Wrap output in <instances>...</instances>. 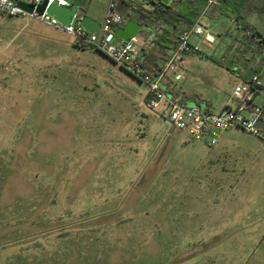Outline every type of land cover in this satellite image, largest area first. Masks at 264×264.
<instances>
[{"label": "rangeland", "instance_id": "rangeland-1", "mask_svg": "<svg viewBox=\"0 0 264 264\" xmlns=\"http://www.w3.org/2000/svg\"><path fill=\"white\" fill-rule=\"evenodd\" d=\"M245 1L264 32V0ZM213 23L193 41L215 60L179 73L216 108L235 83ZM145 97L104 54L0 13V264H264V142L209 147Z\"/></svg>", "mask_w": 264, "mask_h": 264}, {"label": "built area", "instance_id": "built-area-1", "mask_svg": "<svg viewBox=\"0 0 264 264\" xmlns=\"http://www.w3.org/2000/svg\"><path fill=\"white\" fill-rule=\"evenodd\" d=\"M55 1L60 5H70L67 0H29L26 3L33 5L36 9L44 2H47L49 6ZM19 3L18 0H0V13L11 17L28 16L73 37L77 43L104 54L142 82L146 88L142 107L156 114H159L158 110L162 109V116L166 117L173 128L185 132L194 140L202 141L212 147L219 142L223 132L238 128L264 142V131L257 127V122L264 116V102L260 105L254 104V95L264 92L263 73L256 74L250 80L236 86L232 93L233 106L220 113L198 106H189L182 101L181 97L170 95L163 89L162 84L167 77L177 71L182 55L197 49L191 44V40L193 37L202 39L205 28L200 20L189 31L180 35L176 47L166 57L161 72L151 76L142 67L140 57L142 49H150L153 46L155 35L149 34L145 38L136 37L129 42L117 39L115 31L126 20L118 10V0H110L101 30L96 33H89L79 25L64 26L48 16L46 12L42 16L36 12L29 14L18 6ZM215 3V0H207V8L201 17H207V9ZM262 55L264 56V47ZM180 79L179 75L175 76L176 81Z\"/></svg>", "mask_w": 264, "mask_h": 264}, {"label": "crops", "instance_id": "crops-1", "mask_svg": "<svg viewBox=\"0 0 264 264\" xmlns=\"http://www.w3.org/2000/svg\"><path fill=\"white\" fill-rule=\"evenodd\" d=\"M23 0H20L22 2ZM68 1V0H67ZM83 0H75L72 2H69L70 4H78L82 7H84L87 10V15L90 16L94 21L100 23L101 25L104 22V17L105 13L108 7V4L110 0H94L91 5L86 6L83 2ZM141 2H145L144 0H138ZM158 1V0H156ZM165 2L168 6H170L175 12L180 11V9L185 8L184 2H188L189 0H162ZM194 1V0H192ZM127 3H130V0H118V10L120 11V6L122 7V10L128 13L130 11V8ZM205 2L200 1L195 4L196 7L202 6ZM252 6L247 5L242 12V23L249 24L250 27H254L258 32H260L264 36V32L253 23L251 19V15L255 10ZM121 14H123L121 12ZM124 15V14H123ZM174 17L173 19H169L168 24H164L165 28L168 31H164L161 28H150L149 29H143L141 33L139 34L138 37L140 38H145L149 34H154L157 36L158 43L154 45V47L150 50H148L147 57H152L154 54L152 52H156L157 50H161L165 57L169 55V53L174 49L176 42H177V36H176V31L181 30V22L177 21L179 18L175 15L172 14ZM126 18V16L124 15ZM136 21L141 23L140 19L137 17H134ZM208 20L209 24L213 23V26H209L207 29L210 28V33L214 37L216 36L221 44L225 43V40L229 37H231V43L227 45L226 50L223 52V58L221 59L222 61L219 63L220 66H222L223 69L226 70V72L230 73L231 77H234V89L236 86L239 84L246 82L250 80L254 75L263 73L264 74V62L260 58L259 54L256 52H253L251 48H248L243 44V40L245 39L244 31L237 29L236 25H232L230 20L225 16L219 13V10H216L215 17L213 20L209 19L206 17ZM251 19V20H250ZM200 23L202 24V17H199ZM128 21L126 18L125 23ZM221 23V26L218 27V29L215 28V25L217 23ZM125 23L123 25H125ZM45 25V24H44ZM122 25V26H123ZM203 25V24H202ZM47 26V25H46ZM149 26V25H148ZM218 26V25H216ZM49 27V26H48ZM218 30V31H217ZM196 38V37H193ZM193 38L191 40V44L198 48L196 50L190 51V52H185L182 55L181 60L178 62V69L175 72V74H170L166 81L162 84L163 88L170 94V95H176L181 97L182 101L189 105V106H198L201 108L208 109L214 113H220L226 108L233 106L234 101L232 100V96L229 98L224 99L223 101H218V106L215 108L214 105L217 103H214V100L199 91H197L194 86H191L194 81H189L188 84L186 85L183 82V76L179 73L180 68L182 65L185 63L189 62L190 56H195L199 57L201 60H208V59H213V57H208L205 53H203L202 50H199V47L196 46L198 42H194ZM198 52H195L197 51ZM228 57V58H226ZM226 58V59H225ZM231 58L232 60V65L231 66H224L222 62H225L224 60H227ZM161 61H159L160 64ZM217 62V61H216ZM162 63V62H161ZM162 65V64H161ZM153 67V66H152ZM154 68V67H153ZM179 75L181 79L179 81L175 80V76ZM234 91V90H233ZM264 102V92H259L254 95V104L260 105ZM264 120V116L262 117ZM238 129V128H237ZM233 130V129H232ZM229 131H225L221 134L219 142L222 140L224 136H226ZM218 142V143H219ZM217 143V144H218Z\"/></svg>", "mask_w": 264, "mask_h": 264}, {"label": "trees", "instance_id": "trees-1", "mask_svg": "<svg viewBox=\"0 0 264 264\" xmlns=\"http://www.w3.org/2000/svg\"><path fill=\"white\" fill-rule=\"evenodd\" d=\"M18 1L20 2V0ZM144 1L145 2L130 0V3H127L130 8V11L128 12L129 16L131 18L137 17L138 19H140L141 23L149 25L150 28H161L164 31H168L165 28L164 24H168L169 19L174 18L172 14H175L179 18L177 21L182 23L181 30L176 31L177 42L180 35H182L186 31H189L207 8V0H189L188 2L183 1V4H185V8L180 9V11L177 12H175L162 0ZM200 1H204L205 3L202 6L196 7L195 4ZM215 2L216 3L212 7L207 9V18L213 20L216 10L218 9L219 13L225 15L230 20L232 25L235 24L237 29L244 31L245 39L243 40V44H245L246 47L251 48L253 52L258 53L260 58L264 62V56L262 55V48L264 47V36L254 27H250L249 24L241 22V20L243 19L242 12L250 3L248 4L245 0H239V2H235V0H215ZM157 39V36H155L153 46L150 49H152L154 45L158 43ZM77 45L82 48H87L79 43H77ZM150 49H142L140 61L142 67L149 75L156 76L159 72H161L166 57L164 59V55L161 50H157L156 52H154V50L152 52L154 56L147 57V55L150 56L147 52ZM159 61H161L162 63L160 62L159 64Z\"/></svg>", "mask_w": 264, "mask_h": 264}, {"label": "water", "instance_id": "water-1", "mask_svg": "<svg viewBox=\"0 0 264 264\" xmlns=\"http://www.w3.org/2000/svg\"><path fill=\"white\" fill-rule=\"evenodd\" d=\"M18 6L29 14L36 12L39 16H42L46 12L48 16L64 26L79 25L89 33H96L102 27L100 23L94 21L87 15V10L84 7L78 4L64 6L55 1L48 6L47 2H44L35 9L33 5L20 2ZM143 29H149V26L144 23H139L132 18L125 25L117 28L115 36L119 40L129 42L131 39L138 37ZM257 127L264 131L263 119L257 122Z\"/></svg>", "mask_w": 264, "mask_h": 264}]
</instances>
